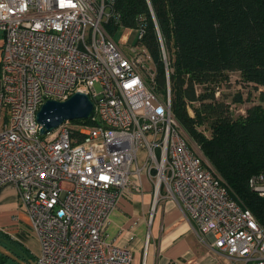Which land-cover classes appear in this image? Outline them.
Wrapping results in <instances>:
<instances>
[{
	"label": "built area",
	"instance_id": "1",
	"mask_svg": "<svg viewBox=\"0 0 264 264\" xmlns=\"http://www.w3.org/2000/svg\"><path fill=\"white\" fill-rule=\"evenodd\" d=\"M114 13V0H0V190H16L40 242L37 264H132V249L105 233L144 176L155 201L164 195L199 233L213 234L217 253L264 264V220L231 196L172 110L163 43L166 91L148 48L125 50L109 33ZM78 91L95 104L93 123L66 120L43 135L42 105ZM250 188L264 197V171Z\"/></svg>",
	"mask_w": 264,
	"mask_h": 264
},
{
	"label": "trees",
	"instance_id": "2",
	"mask_svg": "<svg viewBox=\"0 0 264 264\" xmlns=\"http://www.w3.org/2000/svg\"><path fill=\"white\" fill-rule=\"evenodd\" d=\"M114 9L107 30L114 36L121 27L144 29L137 43L153 56L158 88L166 91L163 43L176 118L231 196L263 221L264 197L250 188V179L264 171V0H114ZM232 73L259 91V103L246 115L231 110L243 101L242 93L231 102L216 96ZM198 123L209 125L211 135L199 131Z\"/></svg>",
	"mask_w": 264,
	"mask_h": 264
},
{
	"label": "crops",
	"instance_id": "3",
	"mask_svg": "<svg viewBox=\"0 0 264 264\" xmlns=\"http://www.w3.org/2000/svg\"><path fill=\"white\" fill-rule=\"evenodd\" d=\"M105 239L113 245L130 247L132 264H243L217 253L211 247L213 234L199 233L194 221L177 204L164 195L155 201L153 182L146 176L142 191L122 197L112 211ZM40 249L16 190L3 187L0 264H37Z\"/></svg>",
	"mask_w": 264,
	"mask_h": 264
},
{
	"label": "rangeland",
	"instance_id": "4",
	"mask_svg": "<svg viewBox=\"0 0 264 264\" xmlns=\"http://www.w3.org/2000/svg\"><path fill=\"white\" fill-rule=\"evenodd\" d=\"M125 38H127V40H125ZM114 39L117 42H119L125 50L127 49L128 42L137 43L136 32L130 28H123V27L119 28V30L114 33ZM2 43L3 41L0 38V45H2ZM1 54H2V48L0 47V62L2 59ZM96 89L98 92H101L102 90L101 84L97 83ZM201 89L203 90V87H201ZM219 91H220V94L218 97L228 102L234 101L235 96L238 93H242L243 101L235 102V103H232L231 105L233 106L232 111L234 112L235 116L246 115V110L248 107H250L254 103H259V91L250 84L247 85V84L241 83L240 77L237 73H232L231 80L221 83ZM248 98L250 100H248ZM195 105L198 106L199 104L196 103ZM196 127L199 131L201 132L204 131L205 135H211V129L209 128V125H207L206 123L205 124L198 123ZM185 134L188 136L190 143L192 145H195V142L191 139V137L187 133Z\"/></svg>",
	"mask_w": 264,
	"mask_h": 264
},
{
	"label": "water",
	"instance_id": "5",
	"mask_svg": "<svg viewBox=\"0 0 264 264\" xmlns=\"http://www.w3.org/2000/svg\"><path fill=\"white\" fill-rule=\"evenodd\" d=\"M95 114V104L84 92H75L70 98L59 101L49 99L37 113V119L42 125L41 133L58 128L66 120H88Z\"/></svg>",
	"mask_w": 264,
	"mask_h": 264
}]
</instances>
